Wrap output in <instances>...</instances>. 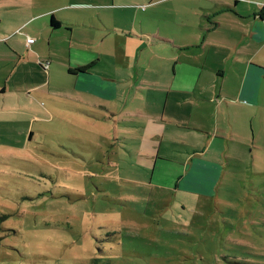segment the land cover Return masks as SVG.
<instances>
[{"label": "rangeland", "instance_id": "374dc122", "mask_svg": "<svg viewBox=\"0 0 264 264\" xmlns=\"http://www.w3.org/2000/svg\"><path fill=\"white\" fill-rule=\"evenodd\" d=\"M105 1L109 2L0 0V5H38L51 10L54 16L66 15L80 21L87 17L81 12L90 17L95 12L101 14ZM153 1L158 3L113 0L119 7L128 8L118 15L120 18L130 20L131 14L136 13L149 21L150 14L140 8ZM212 1L216 0H208L207 4ZM241 1L251 7L252 0ZM159 5L167 13L168 2ZM5 17L0 14L1 20ZM38 22L35 20L24 29L37 37L41 46L44 35L34 28ZM166 24L160 26V31L168 34ZM142 25L151 26V22L144 20ZM103 32L105 29L95 31L96 36ZM54 33L48 40V53L64 62L68 49L64 33ZM98 40L97 37L91 44L100 60L94 69L106 70L117 78L128 75L116 85L122 86L123 91L102 97L76 89L70 86L66 72L57 66L52 64L48 77H40L35 69L47 73V62L38 61L42 67L38 62L26 61L18 66L23 75L15 73L6 83L10 92L0 96V109L20 106L37 117H45L19 120L10 111L7 118L0 117V264H264V119L260 123L252 121L249 128L245 125L244 132L252 134L253 140L252 135L247 138L245 133L238 136V154L232 166L226 167L230 174L210 196L152 189L155 194L152 192L149 199L128 197L127 190L138 189L134 180H142V175L121 171L119 167L108 168L110 160L119 164L122 159L109 152L108 136L118 146L121 140L113 135V129L128 127L135 136L132 126H124L122 119L129 117L125 116L127 113L155 116L161 102L157 105L153 99L154 87L166 88L169 76L160 74L158 80L153 76L151 63L158 60H149L150 53L140 51L145 41L129 43L116 35ZM29 46L17 47L18 53L24 54L23 60ZM8 51L12 50L1 39L0 68L7 65L1 66V59H6L4 52L10 54ZM138 54L145 58L135 64ZM163 56L167 58L168 54ZM147 59L150 64H146ZM129 60L133 63H124ZM17 89L19 93H13ZM25 91L31 97H25L23 102ZM77 102L86 106H77ZM163 116L177 126L186 120L185 115L176 118L167 108ZM205 118L200 113L191 118L190 130L168 127L164 139L201 147L203 135L196 129ZM227 145L235 149V140L227 141ZM121 197L130 198L131 202L124 204Z\"/></svg>", "mask_w": 264, "mask_h": 264}, {"label": "crops", "instance_id": "0c3cea01", "mask_svg": "<svg viewBox=\"0 0 264 264\" xmlns=\"http://www.w3.org/2000/svg\"><path fill=\"white\" fill-rule=\"evenodd\" d=\"M157 1L158 3L148 1L140 8L142 12L150 14L151 21L136 13L131 14L133 16L130 20L120 18L118 15L122 11L127 12L128 8L119 7L113 0L104 2L101 14L95 12L90 17L81 12L82 16H87L89 20L84 18L87 21L73 20L66 15L57 17L51 10L38 5H0V14L6 16L4 20L0 18V40L12 50L8 51L11 55L4 52L6 59H1V66L7 65L0 68L3 69L0 71V96L10 92L6 83L15 77V73L23 75L18 66L26 64V61H39L41 64L47 62V73L32 66L40 77L46 74L48 77L53 64L66 72L73 88L102 97L107 93L114 96L115 91H123L122 86L116 85L123 83L129 76L117 78L106 70L96 71L94 68L100 60L97 49L91 45L93 40L98 37L102 41L116 35L121 41L129 43L145 41L140 51L143 49L150 53L149 60H158L151 63L153 76L155 74L158 80L160 74L168 75L169 84L164 89L154 87L153 99L157 100V105L161 102V108L155 116L148 117L138 113L133 116L127 113L125 116L129 117L122 119L124 126H132L135 136L128 127L127 130L113 129V135H118L121 140L120 145L109 136L106 145L110 148L109 152L119 154L122 159L119 164L110 160L108 168L119 167L121 171L126 169L131 174L142 175V180L137 178L134 181L159 190L210 196L230 174L226 167L232 166L231 162L236 159L240 147L238 136L245 133V125L249 128L252 121L260 123V119H264V19L258 16L261 9L256 3L264 0H252L249 4L251 7L241 0H216L209 4L208 0ZM165 2H168L167 13L163 10L165 7L159 5ZM222 13L226 15L221 19L217 18ZM51 17L59 23L57 28L50 27ZM35 20L39 22L33 27L44 35L41 46L37 44L38 38L24 29ZM144 20L151 22V26L142 25ZM164 23H167L168 34L160 31V26ZM61 26L63 29H60ZM102 29L105 32L96 36L95 31ZM16 30L20 31L17 33ZM59 30L63 31L68 48L64 62L59 61L56 54L51 57L48 53L50 34L54 36L53 33ZM26 36L34 39L28 44L29 52L26 60H23L24 54L18 53L17 47L19 44L28 47L25 43ZM140 54L133 60L135 64L145 58V55L141 58ZM165 54H168L167 58L163 56ZM111 59L113 60L112 51ZM148 59L146 64H150ZM102 63L107 64L105 61ZM88 64L89 67L83 71L74 70ZM19 91L17 89L13 93ZM29 93H22L23 102L25 97L30 99ZM80 105L82 104L77 102V106ZM96 108L87 106V109ZM165 108L176 118L185 115L184 125H172L171 121L165 119ZM77 109L81 110L79 107ZM9 111L12 117H19V120L45 119L44 116L37 117L20 106L0 109V117L7 118ZM88 111L92 113V110ZM198 113L206 117L198 125L200 128L192 126L198 128L196 130L203 135L201 147L164 139L163 134L168 127L190 130V119L197 117ZM247 135L252 134L247 132L245 137ZM233 140L235 149H229L227 141ZM250 140H253V135ZM181 152H185L186 156L183 157L184 153Z\"/></svg>", "mask_w": 264, "mask_h": 264}, {"label": "trees", "instance_id": "16d2710c", "mask_svg": "<svg viewBox=\"0 0 264 264\" xmlns=\"http://www.w3.org/2000/svg\"><path fill=\"white\" fill-rule=\"evenodd\" d=\"M260 9H261V11H260V13H259L258 16L264 19V10H263L262 7H260ZM58 26H59V23L57 21H55L51 17V19H50V27L52 29H54V28H57ZM91 63H93V62H91ZM88 67H89V64L88 65L79 66L77 68H74V70L75 71H83V70L87 69ZM30 134H31L30 131L27 132V136L28 137L30 136ZM132 182H133V180H132ZM135 183H137V182H135ZM137 184L139 186L138 189H136V190H132V189L131 190H127L126 195L128 197L134 196V197L140 198V199H149L150 196H151V194H152V192H153V195H154L155 194V191H158L157 188H153V187H150V186L145 185V184H142V183H137ZM152 189H154L155 191L152 190ZM164 191H165V193H170L171 194V191L170 190H164ZM164 195H168V194H164ZM121 198L119 200H120V202H122L124 204H127L126 202H128V204L131 202L130 198H127V199L124 198V197H121Z\"/></svg>", "mask_w": 264, "mask_h": 264}, {"label": "built area", "instance_id": "2783aa9c", "mask_svg": "<svg viewBox=\"0 0 264 264\" xmlns=\"http://www.w3.org/2000/svg\"><path fill=\"white\" fill-rule=\"evenodd\" d=\"M258 6H259V7H262L263 10H264V3H260ZM32 41H33V38H31V37H29V36H26V37H25V43H26V45H28V44L31 43ZM39 64H40V63H39ZM42 67H44V65H42Z\"/></svg>", "mask_w": 264, "mask_h": 264}, {"label": "clouds", "instance_id": "9594fccd", "mask_svg": "<svg viewBox=\"0 0 264 264\" xmlns=\"http://www.w3.org/2000/svg\"><path fill=\"white\" fill-rule=\"evenodd\" d=\"M37 64H39V63H37ZM39 65H41V64H39Z\"/></svg>", "mask_w": 264, "mask_h": 264}]
</instances>
